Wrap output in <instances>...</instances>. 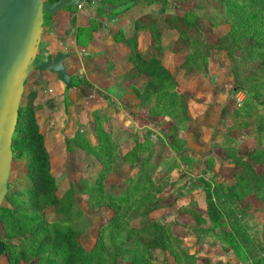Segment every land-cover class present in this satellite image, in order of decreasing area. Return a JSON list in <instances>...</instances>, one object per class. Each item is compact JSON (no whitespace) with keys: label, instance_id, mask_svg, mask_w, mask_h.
<instances>
[{"label":"trees","instance_id":"trees-1","mask_svg":"<svg viewBox=\"0 0 264 264\" xmlns=\"http://www.w3.org/2000/svg\"><path fill=\"white\" fill-rule=\"evenodd\" d=\"M140 1L128 0L131 5ZM218 1L229 30L213 43L206 41L198 21L190 22L187 13L181 16L167 13L163 17L167 29L177 32L171 49L162 45L164 31L158 18L150 13L134 18L129 33L121 29L112 32L114 41L120 44L135 69V73L124 74L125 79L133 75L135 80L126 85L121 81L135 102V114H145L149 119L168 118L171 136L184 134L187 142L193 123L206 114L210 105L207 93L200 88L205 76L198 73L201 69L208 70L210 57L218 53L233 57L236 48L244 47L259 59L258 66L263 72L257 76L259 84L254 85L257 90L252 92L253 87L248 90L252 97L248 95L235 113L248 112L259 105L264 90V0ZM149 47L160 55L145 56ZM184 48L188 50L184 61L175 65L174 71L170 70L164 53L173 60L174 53ZM24 92L12 149L14 158L25 159L28 186L7 195L0 208V237L4 242L0 258L5 264H170L171 257L176 264H193L201 252L219 255L228 248L240 257V264H264V223L243 205L250 195L264 204V150L231 154L234 183L223 178L213 181L219 172L208 156L198 174L175 185L169 182V177L160 181L154 177L159 165L151 157L157 144L149 139L150 129L146 130L144 141L133 134L134 146L122 153L120 140L112 130L104 128L96 114L93 142L81 128L64 139L65 151H85L100 164L98 173L91 178H69L66 188L61 190L63 180L57 182L53 174L52 152L36 114L35 83ZM98 112L99 109L92 114ZM259 120L258 130L264 133V117L259 115ZM174 142L172 145L177 147ZM145 151L148 153L142 155ZM125 165L133 166L128 178L122 184L110 181L112 173L123 171ZM170 186L172 191L167 192ZM197 189L202 191L205 210L184 211L186 205L181 198L193 195ZM84 196L90 207L111 210L98 225L90 244L81 240L89 228L81 205ZM178 214L191 217L188 223L177 224H190L192 240H196L191 245L182 243L181 256L170 245L166 225L169 216ZM158 252L161 263L157 261ZM204 263L210 264L208 259Z\"/></svg>","mask_w":264,"mask_h":264},{"label":"rangeland","instance_id":"rangeland-1","mask_svg":"<svg viewBox=\"0 0 264 264\" xmlns=\"http://www.w3.org/2000/svg\"><path fill=\"white\" fill-rule=\"evenodd\" d=\"M91 2L92 4L89 2L84 4L82 9H78L76 6L72 9L64 8L57 11L53 16L46 17L47 34L49 33L51 36L48 37L44 34V28V35L42 34L38 51L40 58L46 57L45 49L48 43L59 41L63 45H69L73 39L74 42L70 44L69 48L65 47V50L78 62L77 46L83 48L86 44L93 42L91 44L104 47L101 34L104 29L102 26H105V19L109 23L120 17L123 23H126L129 19L132 21L143 13H150L158 18L159 25L164 31L161 43L166 49L173 47V39L177 33L176 31H169L165 26L163 17L167 13H176L180 16L187 13L190 22L196 19L208 43H213L229 30V25L224 22L225 14L219 8L218 0H141L136 5H131L128 0H91ZM89 15L96 18H89ZM74 20L76 24L72 23ZM98 24L101 25L100 29ZM83 27H89L93 30L91 32ZM122 28L123 33H129ZM80 29L83 30L80 31ZM110 31L113 30L110 29L106 37L108 38L109 35L114 38ZM187 51L184 48L183 51L174 53L173 60L164 53L163 56L170 70L174 71V66H179L184 61ZM88 53H91L89 58L92 59L95 53L92 50ZM144 55L152 56L160 55V53L155 48L149 47ZM253 55L244 47L236 48L233 57L218 53L208 59L207 71L201 69L198 72L205 76L200 83V88L207 93L210 105L206 114L193 123L188 142L185 141L184 134H179L177 138L171 136L168 118L149 119L144 116L145 114H135L136 107L131 109L135 104L130 106L124 103V91L107 89L99 84H94L93 77L90 73L88 74V71H85L83 75L80 73L72 75L73 86L68 87L63 83V85L60 84L56 79L51 83L43 77L45 72L40 74L35 70L25 89L34 83L38 89V98L35 101L36 114L41 129L45 133L47 144L50 145L49 151L52 152L53 174L57 182L63 180L60 189L66 188L69 178L78 176L91 178L98 173L100 164L83 150H78L75 153L65 151L64 139L65 136L74 135L75 131L81 128L87 138L93 142L92 126L96 114L104 128L112 130L114 136L120 140L122 153L134 146L133 134L136 133L135 135L140 141H144L146 130L150 129L152 133L149 135V139L157 144L156 152L151 155L152 159L159 165L154 176L157 181L169 177V182L181 185L186 177L200 172L205 158L209 156L213 168L219 172L213 181L219 182L223 178L228 183H234L236 178L231 154L247 155L259 148L264 150V133L258 130L259 115L264 117V90L259 96L261 101L259 105L252 106L248 112L235 113V110L243 105L248 95L252 97L253 94L250 95L248 90L253 87L252 92H255L256 86L259 84L257 76L263 69L258 66V57ZM109 56L108 54L105 57L102 56L101 61H107L109 65H112L123 57V54L112 58ZM75 66L70 68V73L78 72V66ZM102 67L110 73L113 66ZM127 67V71L135 73L132 64L128 63ZM52 74L54 75V73ZM53 75L52 77H54ZM116 78L118 77L113 78V80L115 81ZM119 78L123 81L135 80L133 75L129 78L126 77L127 79H125V75ZM86 79L90 82L88 84L90 89L88 87L85 90H80L81 80L86 82ZM60 86L65 91L64 96L57 90ZM73 92H76V95H73ZM104 101L107 103L105 106H103ZM97 109L99 112L92 114ZM119 111L122 113L120 114ZM175 139L178 140L176 143L178 148L172 145ZM147 153L146 151L142 152V155ZM131 168L133 169V166L125 165L122 167L123 171L113 172L110 181L122 184L128 178L129 173L133 171ZM27 186L25 159L22 157L14 158L13 156L7 195ZM166 191H172V187H168ZM180 201L186 205L183 207L184 211L190 209L205 210V201L200 189H197L193 195L181 198ZM81 205L83 217L89 227L81 235V240L85 244H90L96 235L98 225L110 215L111 210L107 207L98 209L90 207L85 203V196L82 198ZM243 205L250 213L255 212L257 220L264 223V204L259 199L250 195L244 199ZM190 220L189 215L178 214L177 217L175 215L169 216L166 222L170 245H172L174 252L176 251L180 256L182 243L191 245L196 240H192L194 237L190 231V224L178 225L177 223H188ZM200 255L195 264H205V259H208L210 264L223 261V258L215 260L217 257L213 253L201 252ZM230 255H233L237 264H240V257L236 252L231 250ZM157 261L161 263L160 252L157 254ZM0 264H5L1 258ZM118 264L124 263L119 262ZM170 264H176L172 257Z\"/></svg>","mask_w":264,"mask_h":264},{"label":"water","instance_id":"water-1","mask_svg":"<svg viewBox=\"0 0 264 264\" xmlns=\"http://www.w3.org/2000/svg\"><path fill=\"white\" fill-rule=\"evenodd\" d=\"M80 0H0V208L9 190L13 160L12 139L18 122L25 82L36 70L55 73L71 87L64 61L67 53L40 58L39 46L46 16L72 9ZM4 242L0 237V257Z\"/></svg>","mask_w":264,"mask_h":264},{"label":"crops","instance_id":"crops-1","mask_svg":"<svg viewBox=\"0 0 264 264\" xmlns=\"http://www.w3.org/2000/svg\"><path fill=\"white\" fill-rule=\"evenodd\" d=\"M89 18H96V17H91V15H89ZM98 18V17H97ZM46 20H44V28H45V32L44 34L51 36V34H47V23L45 22ZM95 21V20H94ZM97 21V19H96ZM105 26H102V29L106 28L105 30L103 29V32L101 34V39H102V43L104 47H98L95 46L91 43L86 44L83 48H79L77 46V51L79 53V61H75L74 58L71 56V54H69L66 50L65 47L69 48L70 44H72V42H74L73 39H71V41L69 42V45H63L61 42L59 41H54L48 43L47 48L45 49L46 55H55L58 52H63V53H67L68 54V58L64 61L66 70L68 71V73L70 74V76L74 75V74H78L80 73L81 75L84 74L85 71H88V74L90 73V75L93 77L94 80V84H99L101 85L103 88H107V89H113V90H118V91H124V95H123V100L124 103H127L130 106H133V104L135 103L134 100L131 99V95L129 94V89L124 88L123 85L121 84V81L123 82L124 85H126L127 83H131V79L128 80V82L123 81L122 79H120L119 77L124 75L126 72L129 73V71H127L128 67L127 64H131L128 59L126 58L124 52H122V49L120 47V44H118V42L114 41V38H112V36L108 35V38L106 37V34H108L107 32L112 29L117 30V29H121L123 26V30L125 32H130L132 31V21L129 19L128 22L123 23L122 18L117 17L113 22H109L107 23V20L105 19ZM76 24V21H75ZM99 26V24H98ZM101 28V25L99 26V29ZM113 31H110V33H112ZM43 34V35H44ZM42 35V36H43ZM44 40V39H42ZM48 41V40H47ZM109 43L107 46L106 44ZM74 45V44H73ZM90 50H92L95 54L94 57L91 59L89 58V55L91 53H88ZM110 53L114 54L111 55ZM106 54L110 55L109 57L112 58L114 56H118L119 54H123V57L119 58L118 61H115V63H113L112 65H109V63H107V61L103 62L101 61L102 56L105 57ZM78 66V72H72L70 73V68H74V66ZM75 66V67H76ZM102 66H113L111 67V72H107L105 69H103ZM106 68V67H105ZM90 70V71H89ZM52 73L50 72H45L44 73V78L48 81H51V83H53L54 81H58L60 82V84H62V82L57 78L56 74L54 73V77H52L51 75ZM89 77V75H88ZM118 77L115 79V81L113 80V78ZM54 78V79H53ZM90 78V77H89ZM56 79V80H55ZM86 83H90L87 79H86ZM86 83H82L80 84V90H85L86 88H88V84ZM64 84V83H63ZM62 84V85H63ZM92 85V84H91ZM79 86V85H78ZM94 86V85H93ZM100 86V88H101ZM72 87V86H71ZM95 87V86H94ZM77 88V87H75ZM90 89V87L88 88ZM60 91V94H62V96H64L65 91L63 88H61V86L57 89ZM58 91V92H59ZM127 91V93H126ZM76 92H73V95ZM107 105V103L104 101L103 102V106ZM135 105L133 106V108H131L132 110L134 109ZM73 108V106H72ZM120 114L122 113L121 111H119ZM216 252V251H215ZM231 253V249H225L223 254H214V256H216V259H220L223 258L222 264L225 263H230V264H237V261L233 258V255H230ZM195 264V263H193Z\"/></svg>","mask_w":264,"mask_h":264},{"label":"built area","instance_id":"built-area-1","mask_svg":"<svg viewBox=\"0 0 264 264\" xmlns=\"http://www.w3.org/2000/svg\"><path fill=\"white\" fill-rule=\"evenodd\" d=\"M87 2H89V3L92 4L91 0H80L76 7H77L78 9H82L83 6H84V4H87Z\"/></svg>","mask_w":264,"mask_h":264},{"label":"flooded vegetation","instance_id":"flooded-vegetation-1","mask_svg":"<svg viewBox=\"0 0 264 264\" xmlns=\"http://www.w3.org/2000/svg\"><path fill=\"white\" fill-rule=\"evenodd\" d=\"M45 19H46V17H45Z\"/></svg>","mask_w":264,"mask_h":264}]
</instances>
